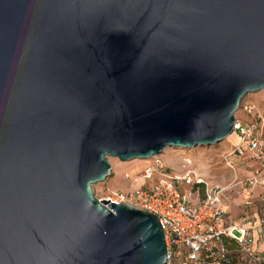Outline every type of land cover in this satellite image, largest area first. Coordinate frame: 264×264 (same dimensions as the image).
Returning a JSON list of instances; mask_svg holds the SVG:
<instances>
[{"label": "water", "instance_id": "obj_1", "mask_svg": "<svg viewBox=\"0 0 264 264\" xmlns=\"http://www.w3.org/2000/svg\"><path fill=\"white\" fill-rule=\"evenodd\" d=\"M264 90V0H0V264H166L107 157L231 132Z\"/></svg>", "mask_w": 264, "mask_h": 264}, {"label": "built area", "instance_id": "obj_2", "mask_svg": "<svg viewBox=\"0 0 264 264\" xmlns=\"http://www.w3.org/2000/svg\"><path fill=\"white\" fill-rule=\"evenodd\" d=\"M241 107L244 113H255L249 103ZM256 130L255 123L234 117L231 131L237 141L222 155L230 169L233 158L253 162L255 167L236 181L246 191L264 185V143ZM146 161L127 189L109 191L104 199L156 215L166 264H264V215L242 213L230 218L222 202L227 185L208 183L189 157L179 158L178 172L157 154ZM141 178L152 182L138 184ZM183 186L188 189L182 190Z\"/></svg>", "mask_w": 264, "mask_h": 264}, {"label": "rangeland", "instance_id": "obj_3", "mask_svg": "<svg viewBox=\"0 0 264 264\" xmlns=\"http://www.w3.org/2000/svg\"><path fill=\"white\" fill-rule=\"evenodd\" d=\"M249 103L253 106L255 113H244L241 105ZM234 117L242 122H253L256 124V131L259 133L261 141L264 143V90L246 92L239 100L238 107L234 112ZM237 138L234 132L219 141L208 145H196L188 148L164 147L157 155L169 165L175 172L179 171V158L189 157L193 167L208 183H219L227 185L222 193V202L230 218H237L242 213L248 215L256 212L264 215V189L257 187L254 190L246 191L236 184V181L243 178L249 172L246 165L248 161H239L233 158L234 169L228 168L222 155L229 151L236 143ZM148 159L132 158L121 161L116 157H107L110 165L109 174L101 181L91 184L92 195L98 199H104L109 191L125 190L132 183L131 178L137 176ZM128 175V178L125 177ZM152 180L139 179L138 184H150ZM187 186L182 190L186 191ZM246 199L248 204L242 201ZM263 243L261 244V247Z\"/></svg>", "mask_w": 264, "mask_h": 264}, {"label": "crops", "instance_id": "obj_4", "mask_svg": "<svg viewBox=\"0 0 264 264\" xmlns=\"http://www.w3.org/2000/svg\"><path fill=\"white\" fill-rule=\"evenodd\" d=\"M234 136L236 137V135L234 134ZM246 165L249 167V172L255 167V165L253 164V162H251V161H248L247 163H246ZM248 172V173H249ZM257 187H259V188H261L262 190L264 189V185H257V186H255L254 188H252L251 189V191L252 190H254V189H256ZM243 190H245V189H243ZM246 191V190H245ZM246 194H248L247 193V191H246ZM246 199H244L243 201H245ZM242 201V202H243ZM254 215L256 214V215H259V214H257L256 212H254L253 213ZM253 214H251V215H253Z\"/></svg>", "mask_w": 264, "mask_h": 264}]
</instances>
